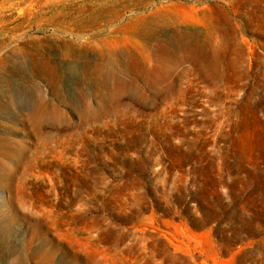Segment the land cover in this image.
<instances>
[{"label":"rangeland","instance_id":"obj_1","mask_svg":"<svg viewBox=\"0 0 264 264\" xmlns=\"http://www.w3.org/2000/svg\"><path fill=\"white\" fill-rule=\"evenodd\" d=\"M0 264H264V0H0Z\"/></svg>","mask_w":264,"mask_h":264}]
</instances>
